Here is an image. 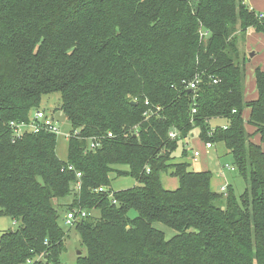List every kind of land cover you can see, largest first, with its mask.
Masks as SVG:
<instances>
[{"label":"trees","instance_id":"trees-1","mask_svg":"<svg viewBox=\"0 0 264 264\" xmlns=\"http://www.w3.org/2000/svg\"><path fill=\"white\" fill-rule=\"evenodd\" d=\"M249 30L264 34V17L243 0H0V217L18 223L0 235V264H62L71 230L74 264H264V71L245 102ZM51 93L71 127L64 160L55 135L12 140L9 128ZM194 131L224 145L242 193L229 182L217 193L211 172L174 160ZM110 174L136 185L113 191ZM63 208L89 216L64 231ZM157 223L176 234L167 240Z\"/></svg>","mask_w":264,"mask_h":264},{"label":"rangeland","instance_id":"rangeland-1","mask_svg":"<svg viewBox=\"0 0 264 264\" xmlns=\"http://www.w3.org/2000/svg\"><path fill=\"white\" fill-rule=\"evenodd\" d=\"M247 3L252 7L255 14L264 15V0H247ZM251 3V4H250ZM254 3L255 6H252ZM239 51L241 54V58L245 59L244 66V73H245V80H244V86L248 90L249 93L253 92L254 87V71L256 69H260L264 71V34L261 33H253L251 32L250 36L247 34L245 41L242 42L239 45ZM254 54L253 57L250 55ZM60 105V95L58 93H51L48 95H43L41 97L40 102V108L39 110L44 111L47 115L51 116L57 126L60 130V136L56 138L57 145H56V151L59 158L64 160L66 158L67 153V139L69 138L71 127L69 122L66 120L65 116L58 110V107ZM242 118L245 121V128L247 132H249L252 135V140L254 143L259 144V136L255 135V131L251 126L248 125V113L243 112ZM224 121L217 120L214 122H211L210 124L213 126L222 125ZM193 135L197 138V132L194 131ZM192 148H185L184 141L179 143L178 149L174 153L175 161L186 162L189 160L188 163L190 166L189 168L193 171H199L200 169H205L206 171L211 172L214 180L213 188L216 191L217 185L216 182V173L218 168L224 167L225 165L232 166L231 165V157L230 155H224V151L219 154L217 151L219 148H215L213 146L212 149L208 151H204L203 147L204 144L200 143V141H194L192 144ZM262 150L264 151V145L261 146ZM183 149H186L188 154L187 158L181 157V152ZM196 149L199 152H201V156L197 158L196 161L191 160L192 159V151ZM117 168H123V167H117ZM225 173V172H224ZM230 175V185L232 189L234 190L235 194H240L244 191V183L241 180V178L238 176L237 173L228 174ZM111 178V189L113 191H120L127 188H131L136 185L135 180L131 178H117L115 174L110 175ZM220 182V181H219ZM161 183L164 188L171 190H175L178 187V181L176 178L171 177L168 174H164L161 176ZM223 182L219 183V186H221ZM216 185V186H215ZM218 193V192H217ZM68 200H65V202ZM226 204V197H221L219 200V205L221 207H225ZM60 219L59 224L63 226L64 231H69L71 227L65 226L63 223V218L66 212V208H63L60 211ZM94 217H97V213L93 214ZM136 214L131 211L129 213V217L133 218ZM18 226V223H15L13 220H11L8 217H0V235L7 231L15 230ZM155 228L162 231L164 233L165 238L168 240L171 237H173L176 232L172 229L162 225V224H154ZM70 228V229H69ZM79 243L80 239L79 236L73 231H69L68 238L66 239V252H64L61 256V263L62 264H74L75 260L78 256V252H80L79 249ZM83 253H85L84 249L82 250Z\"/></svg>","mask_w":264,"mask_h":264},{"label":"built area","instance_id":"built-area-1","mask_svg":"<svg viewBox=\"0 0 264 264\" xmlns=\"http://www.w3.org/2000/svg\"><path fill=\"white\" fill-rule=\"evenodd\" d=\"M243 3L246 5L247 0H243ZM252 10V9H250ZM259 18H263L264 15L260 14L258 15ZM199 78L196 77L193 81L187 83L186 85V89H188L189 91H193L196 87L197 84L199 82ZM212 83L216 84L217 81L215 79H213ZM146 105H148V102H146ZM195 113V110L192 109V114ZM145 116H148V114L146 113ZM9 128L12 131V140H17V139H21L23 136H25L26 134H39V133H46V134H53L56 137L60 136V130L59 127L57 126V124L55 123V121L53 120V118L49 115H47L44 111L42 110H38L36 112H34L32 114V116L30 117V120L28 121V123L25 122H20V123H15V122H10L9 123ZM179 134L178 132L172 130L169 133V138L170 139H176L178 138ZM188 138L184 139V144H185V148L188 149L189 145H188ZM99 142L97 139H92L90 141V145H89V150H96L97 148H99ZM213 147V144L211 143H205L204 144V148L205 150H210ZM192 160L196 161L197 158L200 157V152L197 150L192 151ZM71 167H68V170H71ZM222 170L224 171H230V172H234V168L232 166H228L225 165ZM221 175H223V171H221L220 173ZM76 178L79 180L81 178V174L80 173H76ZM228 186V182L226 179L223 180V184L220 186L219 188V192L220 193H225L226 189ZM76 191L78 192L80 189V182H78L76 184L75 187ZM95 192H99V193H104L107 192L106 188H98L97 190H95ZM112 194H110L109 197H111ZM115 203V202H114ZM87 216H89V214L86 211L80 210V209H73L71 211H68L63 218V223L65 226L68 227H73L74 224L76 222H80L82 220H84L85 218H87ZM26 264H32L31 261H27Z\"/></svg>","mask_w":264,"mask_h":264},{"label":"crops","instance_id":"crops-1","mask_svg":"<svg viewBox=\"0 0 264 264\" xmlns=\"http://www.w3.org/2000/svg\"><path fill=\"white\" fill-rule=\"evenodd\" d=\"M251 4V3H250ZM246 6L249 8V9H252V7H250V5L248 4V3H246ZM252 6H255L254 5V3H253V5ZM253 10V9H252ZM254 11V10H253ZM251 32L253 33V31L252 30H249L248 32H247V34H249V36H250V34H251ZM255 33V32H254ZM247 34H246V36H247ZM254 87H255V79H254ZM248 90H249V88H248ZM248 90L246 89V87L244 86V101L245 102H250V101H254V100H256L257 99V91H256V87H255V89H254V91L253 92H251V93H249L248 92ZM244 112H247L248 113V118H249V111L248 110H245ZM214 121H217V120H214ZM214 121H212V122H214ZM244 123H245V121H244ZM218 126H224V123L222 124V125H218ZM213 127H215V126H213ZM254 130V129H253ZM187 141H188V145H189V147L188 148H192V147H194V146H192V144H193V142L194 141H199L198 140V138H196L194 135L193 136H191V138L189 137L188 139H187ZM213 146H215V148H219L217 151L219 152V154L221 153V152H223L224 151V155L225 154H227V151H226V149H225V147H224V145L222 144V143H220V144H213ZM204 148V147H203ZM213 148V147H212ZM211 148V149H212ZM193 149V148H192ZM194 150H196V149H194ZM193 150V151H194ZM204 151H206L205 150V148L203 149ZM198 151V150H197ZM208 151V150H207ZM200 156H201V152H200ZM192 160V159H191ZM184 162V161H183ZM190 161L189 160H187L186 161V163L188 164ZM222 168L223 167H221L220 169L218 168V170H217V173H216V182H215V184L217 185V188H216V191L217 192H219V188H220V186H219V183L220 182H223V180L224 179H226L227 180V182H230V175L228 176V174H232V172H230V171H224V170H222ZM199 171H206L205 169H200ZM221 171H223V175H221L220 173H221ZM225 172V173H224ZM111 175V174H110ZM110 175H109V178H110ZM164 175V174H163ZM162 175V176H163ZM166 175V174H165ZM110 180H111V178H110ZM220 181V182H219ZM213 184H214V180H213V176H212V180H211V188H212V190L213 191H215L214 190V188L212 187L213 186ZM215 185V186H216ZM166 189V188H165ZM167 190H171L170 188H168Z\"/></svg>","mask_w":264,"mask_h":264},{"label":"water","instance_id":"water-1","mask_svg":"<svg viewBox=\"0 0 264 264\" xmlns=\"http://www.w3.org/2000/svg\"><path fill=\"white\" fill-rule=\"evenodd\" d=\"M250 56H251V57H253V56H254V54H251ZM64 252H66V250H65V249H64ZM79 254H80V253L78 252V255H79Z\"/></svg>","mask_w":264,"mask_h":264}]
</instances>
